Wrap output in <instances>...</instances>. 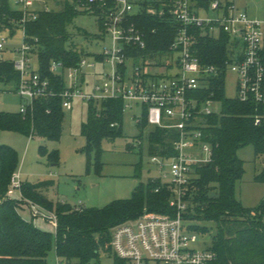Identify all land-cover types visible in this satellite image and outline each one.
<instances>
[{
	"label": "trees",
	"instance_id": "obj_1",
	"mask_svg": "<svg viewBox=\"0 0 264 264\" xmlns=\"http://www.w3.org/2000/svg\"><path fill=\"white\" fill-rule=\"evenodd\" d=\"M81 1L63 0L62 6L56 10H37L36 17L23 24V42L31 45V53L37 57L39 74L51 80L57 91L64 84L60 76L50 71L51 61L61 60L64 66H74L83 56L78 49L66 45L70 42L67 26L82 12L78 10ZM211 1L195 0V4L208 9ZM170 6V0H144L142 12L131 18L143 32L146 48L139 53L147 58L166 53L174 40L176 24L169 18ZM149 9L154 13L148 12ZM21 19L20 9H12L7 0H0V31L9 29L14 32L15 28L22 27ZM98 26L101 30L100 23ZM197 50L202 64L219 68V74L210 78L208 87L197 94L206 97L213 92L212 97L220 103V110L206 116L203 132L205 140L212 145V159L194 167L195 173L185 196L188 205L183 218L214 224L215 233L207 247L216 253L212 264H264V198L256 207L247 208L235 195L237 182L244 174V161L237 151L251 145L255 156L263 157L264 161V105L225 96L226 63L233 52L226 33L218 36L199 34ZM17 79L18 73L12 62L0 61V82L15 85ZM87 106L88 118L81 125V133L86 137V152L89 154L100 150L103 139L113 140L121 134L124 110L123 101L115 98L90 100ZM256 114L260 116L257 124L254 122ZM63 116L59 96L38 98L34 101L33 112L26 116L18 111H0V131L58 139ZM136 125L138 140L146 139L148 155H163L172 150L174 132L150 128L144 107L142 118ZM43 149L41 145V152ZM50 157L56 160L57 156L52 154ZM18 164L17 151L0 144V264H47L46 256L53 246L57 258L65 264H91L98 260L101 249H110V229L116 224L136 218L144 211L174 214L169 205L171 192L158 178H150L146 184L136 186L130 199L114 201L103 208H75L68 203H57L53 237L23 219L18 211L19 203L29 201L53 212L52 202L40 192L52 181L21 183V200L12 199L8 190ZM254 180L264 181V173L255 175ZM189 229L207 231L206 226L196 224Z\"/></svg>",
	"mask_w": 264,
	"mask_h": 264
},
{
	"label": "built area",
	"instance_id": "obj_2",
	"mask_svg": "<svg viewBox=\"0 0 264 264\" xmlns=\"http://www.w3.org/2000/svg\"><path fill=\"white\" fill-rule=\"evenodd\" d=\"M143 1H81L80 4L95 12L101 24V37L110 36L112 44L92 61L82 56L74 66L52 60L50 71L60 76L64 84L59 91L51 80L39 74L37 66L32 67L33 53L28 43L8 49L6 39H1L0 53L15 51L17 57L9 59L0 54V61H11L18 73L15 91L21 98L18 112L22 116L32 113L34 101L43 97L59 96L63 110L71 109L74 98L86 102L115 98L123 101L124 111L139 107L140 116L131 117L136 124L144 107L150 128L174 132L170 152L149 155L158 172L154 178L171 192L169 205L174 214L144 211L136 218L116 224L111 229L110 249L120 264H212L216 260L215 251L193 247L197 236L183 225V213L188 205L185 196L194 167L210 162L213 152L203 129L216 101L213 92L206 97L197 92L208 87L209 79L219 74V68L202 64L197 50L198 36L220 33L229 36L233 52L226 71L230 69L237 75L235 97L241 102L264 105V18H251L231 0H212L208 9L198 7L195 0H170L169 18L176 24L174 40L166 53L147 58L139 53L146 48L143 32L131 20L134 14L142 12ZM19 4L24 36V22L35 18L37 13L29 10L32 0H19ZM200 10L214 15H201ZM96 64L109 65V72H96ZM157 66H164L165 72L147 70ZM98 76L102 79L97 80ZM2 84L5 83L0 82V91ZM254 122H260L259 115H255ZM137 144H142L141 140ZM11 185L20 188L16 174ZM50 213L56 229L55 214Z\"/></svg>",
	"mask_w": 264,
	"mask_h": 264
},
{
	"label": "rangeland",
	"instance_id": "obj_3",
	"mask_svg": "<svg viewBox=\"0 0 264 264\" xmlns=\"http://www.w3.org/2000/svg\"><path fill=\"white\" fill-rule=\"evenodd\" d=\"M12 9H21L19 0H7ZM29 10H42L44 6L56 10L63 4V0H32ZM71 2V0H68ZM234 5L254 19L264 18V0H231ZM78 13L67 26L69 32L68 44L82 52L83 57L93 60L94 56L104 48L111 47L110 36L101 37L97 17L94 11L80 4ZM201 15L213 16V12L200 10ZM6 39L8 49L20 46L23 42L21 27L14 32L9 29L0 31V40ZM3 57L15 59V51H3ZM158 63V62H157ZM31 65L37 66L36 55L31 56ZM109 65L104 67L96 64L95 71L109 72ZM148 71L165 72V67H148ZM91 72V70H89ZM92 78V77H91ZM100 76L97 80H101ZM237 75L228 69L224 79V94L228 98L236 95ZM0 111L17 112L21 98L15 91L14 83L1 85ZM212 110L218 112L220 103H214ZM140 116L139 107L126 109L123 115L121 134L113 140L103 139L100 150L86 152V137L81 133V125L88 118L87 102L74 98L71 109H64L61 133L58 139L41 138L37 135L27 136L13 131H0V144L14 148L18 153L19 164L16 177L19 183H35L50 180L52 184L40 189V192L53 204V213L57 203L64 202L71 206L84 208H103L114 201H124L132 197L133 191L139 183L146 184L147 180L157 176V168L150 162L147 154L146 139L141 146L137 144L139 129L132 119V115ZM264 117V115H263ZM146 134V133H145ZM43 146V152L40 146ZM141 149V150H140ZM56 154V160L50 155ZM237 155L244 161V174L237 182L235 195L244 207L254 208L264 198V181L254 180L255 175L264 173L263 157L254 154L251 145L244 146L237 151ZM8 196L21 200L19 187L10 186ZM19 214L26 221L37 228L55 236V227L51 210L33 204L29 201L19 203ZM264 223V214L262 216ZM206 226L207 231L192 230L197 236L193 245L195 248H205L211 243L215 233V226L208 221L184 220V227L192 225ZM112 229V228H111ZM110 229V232H111ZM47 264H65L61 262L54 250V246L46 256ZM91 264H118V260L109 250H100L97 261Z\"/></svg>",
	"mask_w": 264,
	"mask_h": 264
}]
</instances>
